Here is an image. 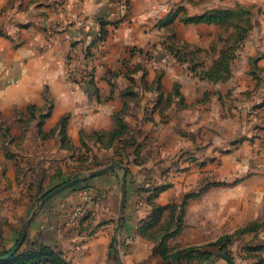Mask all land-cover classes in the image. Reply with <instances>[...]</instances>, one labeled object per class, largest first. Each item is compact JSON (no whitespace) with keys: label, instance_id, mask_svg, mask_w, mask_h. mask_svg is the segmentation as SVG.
<instances>
[{"label":"rangeland","instance_id":"rangeland-1","mask_svg":"<svg viewBox=\"0 0 264 264\" xmlns=\"http://www.w3.org/2000/svg\"><path fill=\"white\" fill-rule=\"evenodd\" d=\"M110 3L111 9L117 11L111 27L88 35L84 55L93 58L121 25L128 26L129 36L133 34L128 47L121 48V56H125L121 65L106 77L111 90L106 100L117 99L122 104L121 111L113 115L114 128L91 132L81 129L77 142L70 141L71 114H66L52 131H45L44 123L53 113L48 98L50 108L30 107L26 117L17 119L16 135L10 132L12 127L0 126V256L10 255L22 238L15 256L38 251L39 245L44 244L29 239V234L33 227L39 228L40 217L61 216L62 203L71 198L86 201L97 179L108 174L117 176L120 197L124 183L128 197L130 177L132 180L138 174L150 181L136 191V205L143 203L150 209L144 235L156 238V252L165 264H210L221 259L230 264L218 257L220 254L228 255L235 264H264V239L242 237L258 231L264 223H249L210 243L218 245L208 249L212 254L208 261L198 256L189 263L173 259L176 252L189 247L169 245L170 238L184 230L190 200L216 187L237 184L243 178L233 182L228 178L222 182L208 178L197 193L185 195L180 202L161 205L158 199L172 186L166 180L169 171L144 175L141 170H134L150 160L179 166L186 157L196 160L207 150H212V157L215 149L216 156H230L234 147L253 142L245 134L261 130L264 118L263 0H110ZM93 70L94 65H86L85 69L78 65L72 80L84 83L87 80L83 76L88 73L87 79L92 82ZM154 120L155 124L147 127ZM185 123L190 124V132H183ZM200 123L198 132L196 127ZM35 128L47 140L41 143L44 149L41 152L35 149V143L25 140ZM156 132L164 137L163 141L157 135L154 137ZM234 133L238 135L231 139ZM197 134H221L226 138L219 146L213 138L196 141L193 138ZM55 135L61 139L58 143L63 151L61 156L51 155L56 143L50 140ZM14 136L18 140L8 141ZM186 150H192V154ZM110 166L113 168L94 175ZM178 172L182 173V167ZM83 207L79 204L72 208L70 227L79 220L74 217L87 213ZM126 208L127 201L124 215ZM118 213L120 218L121 206ZM175 225L182 228L171 236ZM162 242L168 250L165 256ZM117 246V242L115 249L111 245L112 251ZM213 248L218 253L210 251ZM14 257L0 262L17 264Z\"/></svg>","mask_w":264,"mask_h":264},{"label":"crops","instance_id":"crops-1","mask_svg":"<svg viewBox=\"0 0 264 264\" xmlns=\"http://www.w3.org/2000/svg\"><path fill=\"white\" fill-rule=\"evenodd\" d=\"M111 7L110 0H0V126L12 127L10 132L16 135L17 119L26 117L30 107L48 109V98L53 113L44 123L45 131H52L66 114H71L70 141L77 142L81 129L91 132L114 128L113 115L121 111L122 104L117 99L106 100L111 95L106 77L121 65L125 57L121 56V48L128 47L133 34L129 36L128 26L121 25L93 58L84 55L89 44L88 35L96 30L110 29L112 18L117 14ZM132 28L135 30V25ZM78 65L84 69L86 65H94L92 82L87 79L88 73L83 76L87 80L84 83L77 84L72 80ZM154 124L155 120L147 127ZM182 127L183 132L191 130L188 123ZM261 127V130L246 133L253 142L234 147L230 156H216L215 149L214 157L210 156L212 150L202 151L198 159L186 157L179 166L170 167L150 160L134 168L135 172L141 170L144 175L169 171L166 180L172 186L158 199L161 205L180 202L185 195L197 193L208 178L214 182L243 178L237 184L216 187L204 192L200 198L190 200L184 230L170 238V247L207 246L249 223H264V118ZM196 129L200 132L201 123ZM190 135L188 138L191 139ZM235 135L238 134H232L231 139ZM155 136L159 141L164 140L160 133L156 132ZM207 138H213L221 146L226 137L197 134L193 139L201 142ZM11 140L18 139L9 137L8 141ZM25 140L35 143L39 152L44 150L41 143L47 141L36 128ZM50 141L61 143L58 135ZM56 144L51 155H63L61 144ZM30 148L33 149L31 144ZM191 151L186 150L189 154ZM180 167L181 174L178 172ZM144 177L138 174L132 180L130 177L127 208L118 233L119 181L117 176L108 174L91 185L90 198L86 201L71 198L68 203H62L64 213L61 216H41L39 228L31 229L29 239L58 248L69 264H165L156 252V238L144 235L143 227L150 222V219L146 220L150 209L143 203V207L136 205L139 186L150 183ZM79 204L87 213L74 217L79 220L70 227L72 208ZM99 209H102L101 213L97 212ZM242 237L264 239V225ZM114 240L118 243L115 252L111 248ZM238 244L236 238V248ZM210 251L218 253L216 248ZM210 264L228 263L221 259Z\"/></svg>","mask_w":264,"mask_h":264},{"label":"trees","instance_id":"trees-1","mask_svg":"<svg viewBox=\"0 0 264 264\" xmlns=\"http://www.w3.org/2000/svg\"><path fill=\"white\" fill-rule=\"evenodd\" d=\"M178 222V221H177ZM182 221H179V225ZM175 229H172L171 236L176 235L181 230L182 226L175 225ZM114 243L112 244V248H114ZM218 243H213L203 247H189L186 249L179 250L173 256V259H177L180 261H185L187 263L192 262L195 259V256L202 258L204 261H208L212 258V254L208 251L210 247H216ZM115 249V248H114ZM161 249L164 251V256L167 253V246L164 242L161 244ZM14 262L17 264H69L62 256V253L58 250V248L50 247L47 245H39L38 251H29L23 252L14 257ZM0 264H5L0 262Z\"/></svg>","mask_w":264,"mask_h":264},{"label":"water","instance_id":"water-1","mask_svg":"<svg viewBox=\"0 0 264 264\" xmlns=\"http://www.w3.org/2000/svg\"><path fill=\"white\" fill-rule=\"evenodd\" d=\"M112 168H113V166L107 167L106 169H102L100 171H97L94 175L101 174V173L106 172ZM121 198H122L121 199V205H120L121 206V215L119 218V227L117 229L118 231L120 230L122 223H123V219H124L123 216H124V211H125L126 201H127V189H126L125 183L122 185V197ZM23 240H24V238H22V240L17 244V246L15 247V249L12 251V253L10 255L5 256V257L0 256V260L4 261V260H8V259L14 257L16 252L19 250L21 244L23 243ZM218 257L226 259L230 264H235L233 262V260L226 254H220V255H218Z\"/></svg>","mask_w":264,"mask_h":264}]
</instances>
